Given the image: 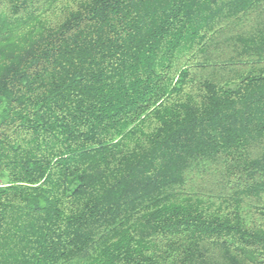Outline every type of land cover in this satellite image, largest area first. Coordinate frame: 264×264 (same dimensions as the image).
<instances>
[{
  "label": "trees",
  "instance_id": "trees-1",
  "mask_svg": "<svg viewBox=\"0 0 264 264\" xmlns=\"http://www.w3.org/2000/svg\"><path fill=\"white\" fill-rule=\"evenodd\" d=\"M0 264H264V0H0Z\"/></svg>",
  "mask_w": 264,
  "mask_h": 264
}]
</instances>
